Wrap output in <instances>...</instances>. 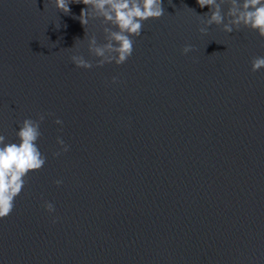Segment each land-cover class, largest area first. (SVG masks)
Here are the masks:
<instances>
[{"label": "water", "instance_id": "1", "mask_svg": "<svg viewBox=\"0 0 264 264\" xmlns=\"http://www.w3.org/2000/svg\"><path fill=\"white\" fill-rule=\"evenodd\" d=\"M161 6L125 63L83 69L70 56L103 42L86 5L0 0V134L43 114L47 158L0 219V264H264V38Z\"/></svg>", "mask_w": 264, "mask_h": 264}, {"label": "clouds", "instance_id": "2", "mask_svg": "<svg viewBox=\"0 0 264 264\" xmlns=\"http://www.w3.org/2000/svg\"><path fill=\"white\" fill-rule=\"evenodd\" d=\"M54 7L64 13L70 11L69 4L74 2L86 5L78 17L82 25L86 26L90 19H99L103 31V42H98L95 35H88L86 40L87 52L95 61L86 59L84 55L73 53L71 63L77 68L91 69L107 63L121 65L133 53L134 38L140 37L144 22L149 19H158L164 13L161 0H50ZM201 8L208 7V12L203 15L198 28L205 34L209 26H218L225 33H232L241 27L254 31L259 37L264 38V0H197ZM85 36L82 40H85ZM192 51V45L186 44L181 53ZM264 69V56H255L250 61V70L256 72ZM112 83L117 82V77L111 78ZM45 119L43 114H38L36 119L24 118L19 121L15 130L14 141H8L5 135L0 134V219L8 216L14 208L16 197L22 192L26 177L39 171L46 163V156L38 143L42 133L40 124ZM57 125L63 124L56 118ZM59 146L53 156H59L69 150L61 136L56 137ZM53 183L57 186L63 183L56 179ZM43 209L51 216L55 212V205L44 200ZM52 222L56 217L52 216Z\"/></svg>", "mask_w": 264, "mask_h": 264}]
</instances>
